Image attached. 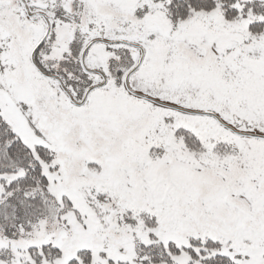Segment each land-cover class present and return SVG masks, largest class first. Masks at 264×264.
<instances>
[{
	"label": "snow or ice",
	"instance_id": "6c2138e0",
	"mask_svg": "<svg viewBox=\"0 0 264 264\" xmlns=\"http://www.w3.org/2000/svg\"><path fill=\"white\" fill-rule=\"evenodd\" d=\"M0 264H264V0H0Z\"/></svg>",
	"mask_w": 264,
	"mask_h": 264
}]
</instances>
